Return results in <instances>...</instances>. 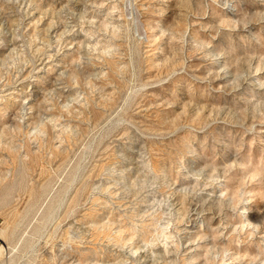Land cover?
Wrapping results in <instances>:
<instances>
[{
  "label": "rangeland",
  "instance_id": "obj_1",
  "mask_svg": "<svg viewBox=\"0 0 264 264\" xmlns=\"http://www.w3.org/2000/svg\"><path fill=\"white\" fill-rule=\"evenodd\" d=\"M0 219V264H264V0H0Z\"/></svg>",
  "mask_w": 264,
  "mask_h": 264
},
{
  "label": "bare ground",
  "instance_id": "obj_2",
  "mask_svg": "<svg viewBox=\"0 0 264 264\" xmlns=\"http://www.w3.org/2000/svg\"><path fill=\"white\" fill-rule=\"evenodd\" d=\"M2 230V229H1ZM4 231H1L0 232V238L4 241ZM4 249H6L5 247V244L3 243L1 246H0V258L3 257L2 255L4 254Z\"/></svg>",
  "mask_w": 264,
  "mask_h": 264
},
{
  "label": "built area",
  "instance_id": "obj_3",
  "mask_svg": "<svg viewBox=\"0 0 264 264\" xmlns=\"http://www.w3.org/2000/svg\"><path fill=\"white\" fill-rule=\"evenodd\" d=\"M1 219H0V228H1ZM2 245V240L0 239V246Z\"/></svg>",
  "mask_w": 264,
  "mask_h": 264
}]
</instances>
